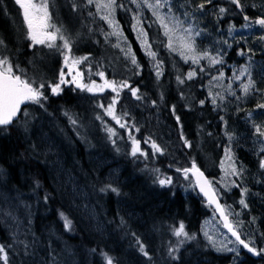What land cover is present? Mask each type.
<instances>
[{"label": "snow or ice", "instance_id": "1", "mask_svg": "<svg viewBox=\"0 0 264 264\" xmlns=\"http://www.w3.org/2000/svg\"><path fill=\"white\" fill-rule=\"evenodd\" d=\"M18 8L19 16L22 17V27H18L17 36L21 41H27V48L33 50V57L29 60L32 75L29 76L28 71L21 68L18 62H13L11 58V49L8 42L0 37V134L9 133L10 129L15 126L19 131L23 128L28 130L29 120L34 119L31 112L28 110L29 105H35L38 109L43 110L49 116L48 105L51 98L62 96L65 89L72 92L89 93L95 99L98 94L105 93L110 90L113 94L110 101L105 104L103 102L95 103V107L102 109L103 116H107L119 129H124L128 134L130 142V151L125 154L132 157L133 160H139L143 157L149 159V153L141 148V141L137 139L130 129L140 131V127L136 123L129 124L127 117L131 115L130 111L124 109L117 112V106L121 102V95L125 90L131 94L135 101H144L147 97L146 93H141L139 86H133L128 79H108L104 65L97 60L95 62L96 71L93 73L92 54L88 53L82 56L74 54L75 38L71 29L66 27L64 23L58 19H54L51 8L54 6L51 0H12ZM8 0H0V14L8 16L10 9L7 6ZM128 3L134 5V8L126 7L125 3L120 0H80L71 3L73 12L82 11L87 8L95 7L96 15L99 16L110 31L105 32L100 29L104 36L105 43H111L110 37L116 38V43L112 44L113 48H119L123 54L125 68L133 72V75L140 76L142 64L138 61L136 54L132 50V46L127 44V47L121 45L123 40L127 42V37L124 35L123 29L120 28L119 21L116 19L117 10L123 9L125 12H132L131 27L136 34V39L141 50L145 53L154 73L157 85L159 86L161 77L165 74V61L160 58L157 50H154V45H162L163 48L170 54H175L180 57V60L185 65H189L187 72L176 70L175 80L180 91V98L186 101L185 107L189 108L198 103L203 107L206 100H210L213 110L220 112L224 111L226 103H230V97H235L236 102L247 99L252 95H260L264 98V88L258 86V80L254 78L253 67L256 65L254 59L258 54L264 60V47L257 50L253 45L249 44V37L244 35V32H255L261 30L262 34L255 37V42H264V12L261 15L250 18L249 15L243 14L245 4L242 0H225V6H221L216 0H128ZM228 5L234 6L235 10H239L243 14L244 23L237 29L234 22L229 21L227 27V38H225V30L223 21L233 12ZM252 8H257L256 3L251 4ZM264 9V3L260 5ZM147 9L151 13L152 19L145 20L143 10ZM92 16L91 11L88 12ZM212 16L215 20V27L209 29L205 20L206 16ZM157 27L156 38L150 37L149 31L146 29ZM89 33L93 30L88 29ZM213 33L216 35L213 36ZM162 34L164 40L159 37ZM239 35V39H237ZM80 33L76 32L75 37H79ZM210 41L208 46L203 48L200 45L205 41ZM166 41V42H165ZM234 49L237 56L246 57V62L238 67H231V76H226L224 68L226 66L225 57L229 55L228 49ZM39 46V51H37ZM48 51L45 53L43 49ZM19 51V48H16ZM58 56V70H51L52 75L49 76L44 68L46 58ZM87 65V82L85 74L81 70V66ZM216 73L211 75V73ZM98 76V83L92 76ZM211 75L209 81L208 96L206 99L197 100L195 96L189 97L185 94L184 88L194 87L197 80L201 76ZM260 79L264 80V63L260 64L259 71ZM239 83V95L234 88V84ZM213 89H219L213 91ZM103 99V97H101ZM160 99H164L163 93ZM153 107L156 106V100H152ZM22 105L24 106L22 108ZM256 109H264V102H258ZM241 109L237 107V111ZM23 111L24 118L21 121L18 116ZM172 115L175 117L176 124L180 126L179 140L184 148H192V142L186 137L183 131L182 120L176 114V106H172ZM63 115L66 116L73 126L78 124V118L65 109ZM264 115V112L261 113ZM95 119L101 122L103 131L106 132V139L112 144L114 150L119 154L121 147L117 143V138L123 140L116 127L109 126L97 113ZM224 124V135L227 137L228 143L224 146V156L220 160L221 177L215 183L219 185V189L214 186L205 173L198 166L195 158H191L189 166L175 167V173L183 178L187 185L180 182L178 177L167 175L161 168L153 167L142 171H148L151 176L152 185L168 191L174 197L176 195L173 190L177 183L181 187L192 188L193 191L199 190L207 202V206L214 210V215L218 214V220L222 228L226 232L220 233L223 239L217 243V240L208 232H204L208 243L219 253L232 254V264H243L242 251L250 254L253 257L264 259V232H260L257 239L256 217H251L247 222L248 232L244 233L245 220L240 219L244 215L243 211H235L231 205L221 204L220 190L224 193H229L233 188H239L240 198L238 204L242 210L249 209L250 205L247 202V197L250 194V189L244 185L246 168L242 163L237 162L234 154V147L238 143L237 138L231 131L227 129V120L223 115L219 117ZM251 121L254 128L253 135L255 142H258L261 147L258 157V176L256 183H264V122L256 123L253 119L252 111L247 114L246 122ZM209 136L212 133H208ZM144 144L150 146L151 156L154 158L159 154L164 156L166 149L157 143L152 135L145 137ZM31 151L37 153L40 149V144H32ZM179 163L178 161L176 162ZM173 167L172 164L169 168ZM4 176V170L0 169V177ZM235 179H231V178ZM94 189L96 185H93ZM40 188L39 181H35V193ZM99 193H112L117 197L127 196L128 193L123 192L122 186L115 183L111 178L102 182L98 187ZM21 194L16 197L8 195L0 196V217L5 221V229L9 233L8 243H0V264H13V260L19 258V264H67V260L60 252L52 246L53 241H49L47 246H42V238L37 237L31 228L32 211L31 205L23 199H20ZM49 201V195L45 194L44 203ZM79 207V205H77ZM59 217L63 221L64 230L66 232L74 231L73 222L69 219L65 212L60 211ZM124 225V220L121 218V227ZM164 227L163 224L154 229L160 230ZM167 231L171 237L175 239L166 247L167 257L165 264H183L181 249L189 242H197L196 234L186 230L183 220L177 224L167 226ZM135 239L136 250L151 262L152 257L149 256V250L142 239L131 234ZM245 236L247 238H245ZM67 251L66 249L64 250ZM41 252L46 253V258L41 256ZM95 254L96 249L90 250ZM104 264H118V261L111 255L101 251ZM11 257V258H10Z\"/></svg>", "mask_w": 264, "mask_h": 264}, {"label": "trees", "instance_id": "2", "mask_svg": "<svg viewBox=\"0 0 264 264\" xmlns=\"http://www.w3.org/2000/svg\"><path fill=\"white\" fill-rule=\"evenodd\" d=\"M9 4L8 0L7 6ZM125 5L128 8H133L128 3ZM89 11L93 13L92 16L88 15ZM143 14L146 21L152 19L149 11H145ZM56 15L62 19L60 22L64 23L66 27L70 26L73 31L83 34L75 41L74 53L76 55L92 54L93 73L96 71L95 62L99 60L104 65L103 70L107 77L117 81L128 79L133 86H139L141 93L147 94L146 99L150 104L152 100H156L157 104L154 109L164 115V119L168 121L178 136L181 151L187 153L188 161L195 158L198 166L207 176L218 175L217 164L223 157L224 146L228 143L227 137L224 135L225 126L223 122L214 123L212 119L211 122H208L207 116L211 113L208 101L203 107L198 103L189 108L185 107L186 101L180 98L179 88L181 86L177 85L175 76L177 69L180 72H185L189 65H185L178 55L167 52L159 43L154 45V50H157L160 58L165 61V74L161 77L158 86L149 60L141 50L136 34L132 31V12L118 9L116 19L127 37V42L121 41V45L126 48L127 44H130L138 61L143 66L140 76L133 75L130 66L128 69L125 68L123 54L119 48L111 46L117 42L115 37H110L111 43L104 42V36L100 29L105 32L110 29L96 15L94 6L73 12L71 6L58 5ZM145 27L147 29V24ZM157 27L153 25L152 28L147 29L153 39L156 38ZM6 28V24L0 20V34L8 42L12 53L10 55L23 62L24 56L28 53L33 54V50L27 48L24 41H21L18 36L14 37L12 32L7 31ZM89 28L93 30L91 33L88 31ZM159 39L164 40L162 34ZM84 44L89 45L88 49L83 46ZM17 47L19 51H16ZM45 70L49 76L52 75L51 70ZM96 77L93 75L92 79ZM199 85L200 82L197 80L194 87H185L183 90L190 98L195 96L199 100L204 95L200 89V91L198 90ZM68 91L71 92L70 89ZM128 93L127 90L123 93L125 99L128 97ZM161 93L164 95L163 100L160 99ZM95 103L97 102L92 101L90 111H87L74 105L73 100L66 102L64 97L51 98L48 105V113H52L51 116L38 109L37 106L29 105L28 110L35 118L29 120L28 130L24 131L21 128L18 131L13 126L9 133L0 134V166L5 170L6 184L9 187H17L22 192L30 193L26 198L31 201L33 196L36 197V201L31 206V228L37 237L42 238V246H47L50 240L53 241L52 246L66 258L67 264H104L103 257L100 255L101 251L114 257L118 264H165L168 259L166 247L175 239L167 231V226L178 225V222L183 220L186 230L195 233L198 241V243L189 241L181 249L183 264H232L231 255H220L214 252L200 234L202 219L211 213L207 211L209 208L205 202L199 203L201 198L198 195H196L198 200L193 198L185 201L180 183H177L173 189L176 193L173 197L170 192L152 185L150 173L142 171L147 165L148 169L161 168L167 175L178 177L175 169L169 168L170 164L166 154L164 156L157 155L154 158L151 156L148 160L141 157L134 161L132 157L125 154L130 147L127 131L119 129L114 121L103 116L102 109L96 108ZM173 105L176 106V114L181 117L184 134L192 142L193 146L188 150H184L182 142L179 140L181 129L172 115ZM65 109L78 118L77 125L70 124L68 118L63 115ZM124 109L130 111L126 103L117 106L118 113ZM203 111H205L204 115L201 113ZM97 113L109 126L116 127L120 136L123 137V140L117 138V143L121 147L119 154L106 139L107 134L103 131L101 122L95 119ZM222 113L228 122V131H231L234 136L237 135L238 143L234 148L236 150L252 149L250 144H256L255 142L240 138V135L245 133L244 129L247 128L245 125L247 123H244L238 116H235L232 123L228 117V115L232 117L229 107H226ZM23 118L24 114L22 113L20 120L22 121ZM92 118L95 123L91 121ZM126 119L129 124L136 123L131 115ZM93 126L97 128L98 133L92 130ZM130 130L132 133L136 132L134 128ZM137 133L143 135L144 129L140 128ZM208 133H212V135L209 136ZM248 133L246 131L245 134ZM43 135L49 136L52 144L49 150L52 151L53 148L56 150L55 160L65 168L67 174L75 179L87 194L91 210L97 217L101 232L92 230L91 223L85 219L80 208H74L63 187H59L56 183V179L48 167L50 160H47L50 157L51 160H54V155H51L52 153L46 156L39 155L45 149L44 143L41 142ZM95 138L102 139L104 143L96 142ZM34 143L40 144L37 153L31 151L30 146ZM97 157L99 159L107 157L118 163L120 177L114 182L122 186L123 192L128 193L127 196L117 197L112 193L101 194L96 190L102 182L107 181L105 174L108 169L107 166H100L101 169L97 170L99 161ZM35 181H39L40 188L34 193ZM180 182L184 183L181 180ZM94 184L96 185L95 189ZM45 194L49 195L47 204L44 203ZM191 194L189 192L186 197L193 196ZM227 196L232 197V194ZM199 205L200 208H198ZM60 211L65 212L72 220L74 231L66 232L64 230L63 221L59 217ZM262 212L264 213V209ZM121 218L124 220L122 227ZM161 224L164 225L162 229H154V225L159 228ZM132 233H136L146 244L149 256L152 257L151 262L136 250ZM8 241L9 234L0 222V243L6 244ZM93 248L96 249L95 254L90 252ZM41 256L46 258V253L41 252ZM249 260L250 264H254L252 259L249 258ZM249 263L247 260L243 262V264ZM13 264H19L18 257L13 260Z\"/></svg>", "mask_w": 264, "mask_h": 264}, {"label": "rangeland", "instance_id": "3", "mask_svg": "<svg viewBox=\"0 0 264 264\" xmlns=\"http://www.w3.org/2000/svg\"><path fill=\"white\" fill-rule=\"evenodd\" d=\"M122 1L126 4L128 3V0H122ZM216 1L221 2V0H216ZM196 2H198V1H196ZM52 4L54 5L51 8L52 11L55 9L57 10L58 5H62L64 7H67L63 2H61V0H56V2H55V0H52ZM128 4L131 5L130 3H128ZM251 4L252 3H250L248 6H250ZM131 6L134 8V5H131ZM145 11H148V10L144 9L143 12H145ZM56 18L59 20H62L58 15H56ZM206 19H207V16H206ZM0 20L2 22H4V24H6L7 31L9 30L10 32H12V35L14 37L17 36V29H18V27H21V24H20V18L14 12V10L10 9L8 16H4L3 14H0ZM205 22H206L207 26L209 27V29H212L213 27H215V20L212 16L208 15V19H207V21L205 20ZM67 27L71 29V32H72L75 39L78 40L80 37H82L83 34H80L79 37H75L76 32L73 31L70 26H67ZM225 34H226L225 38H227V30H225ZM261 34H262V32L259 29H257L255 32H244V35L249 37V44L250 45L254 44V46L257 50L259 48H262V46H264V42H255L254 37H258ZM215 35L216 34L213 33V36H215ZM0 37H1V34H0ZM250 37H251V39H250ZM237 39H239V35H237ZM15 42H16V40H15ZM209 44H210V41L206 40V42H203L200 45V47L203 48L205 46H208ZM55 60H56V56L46 58L44 68L47 70L53 69ZM234 60H235V58L232 59V61H234ZM226 67H227V65H226ZM226 67L224 69H227ZM29 76H31V75H29ZM206 76L207 75H205L204 78H206ZM95 80L98 83L100 82V80L97 78ZM235 85L237 87H234V88H236V92L238 94L239 93V83L234 84V86ZM204 87H206V89L207 88L209 89V87H210L209 81H207L205 83ZM200 89L202 92L203 88L200 87ZM218 90L219 89H213V91H218ZM127 96L128 97L126 99H125V97H123V103H126V105L129 107L131 116L136 121V125L142 129H144L143 135L142 134L139 135V133H137V132L132 133L137 139H139L141 141V148L144 149L146 152H148L149 157H151L152 150H151L150 146L147 144H144L143 141H144L145 137L152 135L153 138L156 139L157 143H159L162 147H164L166 149V155L170 156V152H169V149L171 148L170 138H171L174 130L169 125L168 121H166L164 119V115H162L159 110L154 109V107L149 103V101L147 99H145L144 101L138 102V101H135L131 97L130 93H128ZM101 97H103V99H101ZM107 97H108V95L106 93H102V94H98L95 97V99H93L91 94L88 93V97H85V99L83 101H80V100L76 101L74 103V105L79 106L81 109H85L87 111H90L89 108H91L90 107L91 103L89 102V100L95 101L96 99H98V100H100V102L106 103L105 101H107ZM232 98H235V97H231V98H229V100ZM237 107H239V106H237ZM237 107H236V110L234 111V114L236 117L237 116L242 117V116H244L246 109L250 106L245 105L243 109L240 108L241 109L240 111H237ZM198 114L200 116L204 115L203 113H202V115L200 113H198ZM229 114H231V113H229ZM228 117L230 118V120L233 123V121L235 120V117H233V116L231 117V115H228ZM253 119L255 120L256 123L264 122V115H261L260 113H258V114H256V116H253ZM91 121L93 123H95L93 118L91 119ZM250 127L252 130V123H251ZM92 130L98 133L97 128H95L94 126L92 127ZM244 132L246 133L245 129H244ZM252 133H253V131H252ZM48 137L49 136L43 135L41 142L44 143L45 149L39 155L40 156H46L49 153H52L51 155H54V160L53 159L51 160V157L47 158V160L48 159L50 160L48 163V167L50 168L51 173H53V176L55 177L54 179H56V183L58 184L59 187H63V189H64V191L68 197L69 202L72 203L74 208H80L79 210L85 216V219L91 223L92 230L97 231L98 233L101 232V228H100V225L98 223L97 217L93 213V211L91 210L90 202H89V199L87 198L88 197L87 194L79 186L78 182L75 179H72V177H70L67 174L65 168L63 166H61L58 163V161L55 160L56 150H54V148L52 151L49 150V148L52 146V144H51ZM95 137H97V136H95ZM95 140H96V142H98L100 144L104 143V141L102 139L95 138ZM130 147H131V145H130ZM130 147L128 148L129 151H130ZM175 151H177V150H174V152ZM234 151H236L235 148H234ZM157 155H159V154H157ZM178 155H181V153H179ZM94 161L97 162L96 159H94ZM97 165H98L97 170L101 169L100 166H107L108 167V169L106 171L107 175L105 174V180H108L109 178H111L113 181H116L120 177V175H119L120 174V167L117 166L118 163H115L114 161L109 160V158H107V157L100 158L99 161L97 162ZM0 169H3V168L0 166ZM5 174L6 173L4 170V176L0 177V196L8 195L11 197H16L17 194L19 193V194H21L20 199L26 200L32 206V203L36 201V197L33 196V200L31 201V200L26 198V197H29L30 193L22 192L17 187H9V185L7 186L6 181H5ZM245 175H247L246 172H245ZM220 177H221V169L219 171L218 177L214 176V178L216 181H218L220 179ZM231 179H234V177ZM77 205H79V207H77ZM261 207H262V204H261ZM263 207H264V204H263ZM0 222H1L2 226L5 228V221L2 217H0ZM203 232H208L210 235H212L217 240V243H219L220 240L223 239V236L220 235V233H222L223 230L221 228H219V226L212 221H210L204 225ZM217 253L218 254H229V253H219V252H217Z\"/></svg>", "mask_w": 264, "mask_h": 264}, {"label": "flooded vegetation", "instance_id": "4", "mask_svg": "<svg viewBox=\"0 0 264 264\" xmlns=\"http://www.w3.org/2000/svg\"><path fill=\"white\" fill-rule=\"evenodd\" d=\"M9 1H12V0H9ZM196 1L199 2V0H196ZM216 2L219 3L221 6H225V0H221V2H219V1H216ZM242 2L245 4V9H244L243 14L249 15L250 18L254 19L255 16L261 15L262 12H264V9L260 8V5H261V3H264V0H242ZM253 2L257 4V8H255V9L251 8V5L248 6L250 3H253ZM228 6L231 9H233V12L230 13L229 16L227 18H225V20L223 21V28H224V30H227L229 21H232L235 23L237 29H239L240 26L244 23L243 14H241L239 12V10H235L234 6H231V5H228ZM15 7L17 8V6H15ZM207 19H208V16H207ZM207 19H206V21H207ZM225 37H226V34H225ZM250 39H251V37H250ZM254 39H255V37H254ZM204 42H206V40ZM23 43L25 44V46L27 45V41H24ZM236 47H237V45H234L233 49L227 50L229 52V55L225 57V61H226V65H227V67L226 66L225 67L227 69H224L226 76H231V74H232L231 67L232 66L238 67L240 64H243L246 62V57L242 58L240 56H237L236 51L234 50ZM262 47H264V46H262ZM33 55H34V53L33 54H31V53L26 54V56H24L23 62H20L18 59V63L20 64L21 68H24L25 70H27L28 74H32L31 66L29 65V60L33 57ZM57 58H58V62L56 63V69L55 70H58V68H59V59L60 58L58 56H57ZM233 58H235L234 61H232ZM254 59L256 60V65H254V67H253L254 78H256L258 80V86L261 88H264V80H261L260 75H259L260 64L264 63V60H262V58L259 54ZM215 74L216 73H214V72L211 73V75H215ZM211 75H207L206 78H204L205 76H201L198 79L200 84H201V88H203V90H204V92H203L204 95H203L202 99H206V97L208 96V88L206 89V87H204V86H205V83L207 81H210ZM234 87H237V86L235 85ZM65 93H66V90H65L64 95H63L64 101H66V102H70L71 100H73L75 103L76 101L80 100L79 94H73L72 95V93L71 94H65ZM238 95H239V93H238ZM68 96H69V98H68ZM206 101H208L209 108L211 110V113H209V115L207 116L208 122L209 121L211 122V119H212V121H214V123L215 122L220 123L221 121H220L219 117H220V115H223V113L220 112L219 110L214 111L213 106L211 104V101L210 100H206ZM230 101H231L230 103H226V105L224 106V109L226 107H229L230 112L232 111L233 117H235L234 111L236 110L237 106H239V108H242V109L244 108L245 105L250 106L247 109L245 108L246 109L245 114H244V116L241 117L243 121H244V119H247V114L249 111H252L253 116H256V114H258V113L261 114L262 112H264V109H256V107H255L258 102H264V98H262L260 95L249 96L247 99H244L240 102H236L235 98L230 99ZM201 113L204 114L205 111H203ZM249 123L251 125V121H249ZM252 129H253L252 131L254 133V128L252 127ZM253 133L251 132L248 134L240 135V138L247 140V141L248 140L252 141V140L256 139L255 136L253 135ZM235 137L237 138V135ZM170 142H171V148L169 149V152H170L171 164L175 167H177V166H180V167L188 166V163L185 160V157L182 154L178 155L180 153V150H179V147L176 146L173 134L170 138ZM250 147L252 149H248V148L247 149H241L240 152H238L239 154H235L238 164L242 163L246 168V174L247 175H245V178H244L245 179L244 185L250 189V194L246 198L247 202L250 205L249 209L242 210L240 208V205L238 204V200L240 198L239 188H233L231 190V192L228 193V194L233 195L231 198L225 197V196H227L226 195L227 193H224L223 190H220V196H221L220 202H221V204L231 205L235 211H243L244 212V215L240 217V219H243L246 222L245 227L243 229L244 233L248 232L247 222L250 220L251 217H253V216L256 217L257 220H256V225L254 227L256 229H258V231L256 232V236H257V239H259L260 232H264V213L262 212V209H264V207H263V204H264V183H256V180L259 179V176H258V172H259L258 157H259V149H260L261 145L259 143L258 144L252 143V144H250ZM174 150H177V151L174 152ZM177 161L179 162L178 164L176 163ZM213 184L215 187H217L219 189V185L216 184L215 181H213ZM185 185H187V183ZM180 189L183 191V194L185 195V201H187L189 199H193V198L198 200V198L193 193L191 194L193 196H191V197L189 196L188 198L186 197L189 195L190 190H185V187H181ZM187 189H189V188H187ZM190 189H192V188H190ZM199 203H201V201H199ZM261 204H262V207H261ZM200 205L198 206V208H200ZM213 216H215V215L213 214ZM216 224L221 227V224L218 220H217ZM245 238H247V237L245 236ZM244 253L247 254L246 252H244ZM253 260L259 262V264H264V259H261V258L259 259V257L255 258Z\"/></svg>", "mask_w": 264, "mask_h": 264}, {"label": "water", "instance_id": "5", "mask_svg": "<svg viewBox=\"0 0 264 264\" xmlns=\"http://www.w3.org/2000/svg\"><path fill=\"white\" fill-rule=\"evenodd\" d=\"M22 107H24L23 105H22ZM18 116H19V114H18ZM196 191L199 193V190L198 189H196ZM200 196H202L203 197V195L202 194H200ZM204 198V197H203ZM205 199V198H204ZM218 215V214H217Z\"/></svg>", "mask_w": 264, "mask_h": 264}, {"label": "bare ground", "instance_id": "6", "mask_svg": "<svg viewBox=\"0 0 264 264\" xmlns=\"http://www.w3.org/2000/svg\"><path fill=\"white\" fill-rule=\"evenodd\" d=\"M249 108V107H248ZM231 204V203H230Z\"/></svg>", "mask_w": 264, "mask_h": 264}]
</instances>
